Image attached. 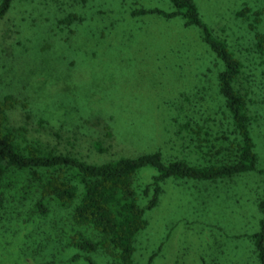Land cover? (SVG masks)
Here are the masks:
<instances>
[{
  "label": "rangeland",
  "instance_id": "obj_1",
  "mask_svg": "<svg viewBox=\"0 0 264 264\" xmlns=\"http://www.w3.org/2000/svg\"><path fill=\"white\" fill-rule=\"evenodd\" d=\"M193 1L241 61L257 164L264 168V54L253 46L248 21L235 16L243 5L260 9L257 28L264 32V0ZM137 7L172 9L169 0H13L0 17V95L9 92L25 107L8 110L9 124L92 163L156 149L164 158L193 155L176 123L211 124L221 114L212 89L217 65L196 26L182 25L179 16L132 15ZM70 12L80 19L57 22ZM153 172L139 169L138 192ZM261 187L253 170L213 183L164 179L156 204L144 209L133 262L152 255V264H259L250 235L261 217ZM67 212L51 205L41 216L29 201L9 203L0 217V264H83L67 261L71 250L61 248ZM91 256L108 263L104 254Z\"/></svg>",
  "mask_w": 264,
  "mask_h": 264
},
{
  "label": "trees",
  "instance_id": "obj_2",
  "mask_svg": "<svg viewBox=\"0 0 264 264\" xmlns=\"http://www.w3.org/2000/svg\"><path fill=\"white\" fill-rule=\"evenodd\" d=\"M12 1L0 0V17ZM169 1L170 10L137 7L130 13L179 16L182 25L199 29L201 40L213 55L217 68L212 89L220 99L221 114L211 117V124L191 119L176 123L175 133L184 139L193 155L164 158L156 149L99 163L87 162L27 139L23 134L25 128L9 124L8 110L24 104L7 92L0 95V217L12 202L29 201L30 211L41 216L47 214L51 205L67 208L69 228L61 237L62 250H71L67 261L100 264L91 254L101 253L108 258L106 264H137L132 259L133 241L146 225L144 209L156 204L164 179L190 178L213 183L253 170L262 177L256 200L261 217L250 238L259 264H264V168L257 164L247 94L239 79L241 61L226 40L214 34L201 19L193 0ZM260 14V9L246 5L235 11V16L247 20L253 29L255 50L264 54V32L257 28ZM76 19L80 18L70 12L57 22L67 25ZM96 148L101 149L98 144ZM145 166L154 172L138 192L134 179ZM140 195L147 197L144 205L140 204ZM152 258L149 256L144 264H152Z\"/></svg>",
  "mask_w": 264,
  "mask_h": 264
}]
</instances>
